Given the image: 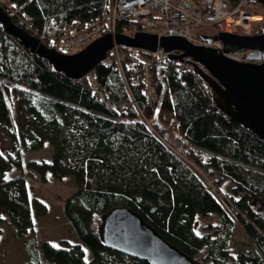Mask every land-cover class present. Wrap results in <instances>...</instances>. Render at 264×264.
<instances>
[{
    "label": "trees",
    "instance_id": "trees-1",
    "mask_svg": "<svg viewBox=\"0 0 264 264\" xmlns=\"http://www.w3.org/2000/svg\"><path fill=\"white\" fill-rule=\"evenodd\" d=\"M11 1L27 16L13 21L31 35L45 31L49 48L66 25L108 12V0ZM245 9L262 16L257 34H264V7L251 0ZM167 63L154 71L158 96L145 108V121L133 101L143 104L146 98L140 87L131 86L130 94L119 69L97 66L98 81L111 96L96 100L85 78L57 72L0 25V130L9 139L8 148L0 146V222L9 221L16 240L33 234L24 264H41L38 251L52 264H150L106 247L104 220L118 208L140 214L195 261L206 250L199 264H264V142L226 118L198 71L179 72L175 61ZM125 73L136 74L127 66ZM46 142L52 161L26 164L24 154ZM13 169L37 173L44 182L48 174L56 181L74 178L76 189L63 208L79 244L56 246L39 238L38 219L48 207L23 175L7 178ZM227 181L233 184L226 200L233 215L218 197ZM212 215L220 223L199 234L198 217ZM237 223L249 243L234 248Z\"/></svg>",
    "mask_w": 264,
    "mask_h": 264
},
{
    "label": "water",
    "instance_id": "water-1",
    "mask_svg": "<svg viewBox=\"0 0 264 264\" xmlns=\"http://www.w3.org/2000/svg\"><path fill=\"white\" fill-rule=\"evenodd\" d=\"M264 7V0H257ZM0 25L9 35L54 69L72 80L85 77L99 66L118 45L150 52L164 50L172 61L191 58L201 64L209 75L193 64L204 80L210 82L216 107L231 123L251 131L264 142V34L240 35L220 32L215 36L201 35L203 40L221 42L222 49L198 46L180 36L159 37L138 32L133 37L107 34L75 54H64L49 48L37 37L19 27L0 6ZM249 50L251 62H238L224 55L227 52ZM180 52V54H172ZM263 60L262 63L254 61ZM103 240L107 248L150 264H199L167 242L140 214L129 208L113 210L104 220Z\"/></svg>",
    "mask_w": 264,
    "mask_h": 264
},
{
    "label": "built area",
    "instance_id": "built-area-1",
    "mask_svg": "<svg viewBox=\"0 0 264 264\" xmlns=\"http://www.w3.org/2000/svg\"><path fill=\"white\" fill-rule=\"evenodd\" d=\"M250 2L251 0H108V12L103 18L89 20L83 25L79 22L66 25L62 34L51 40L50 48L64 54H75L107 34L133 37L136 33L142 32L159 37L180 36L194 45L222 49L224 46L221 42L209 43L203 40L201 35L215 36L220 32L256 35L258 24L263 18L255 15L252 10L245 9ZM0 6H3L11 17L21 20L26 16L11 0H0ZM121 21H126V24L119 27ZM119 28L120 33H118ZM34 34L45 40L47 38L45 31L42 33L36 31ZM252 53L254 52L249 50H239L224 55L238 62H251L247 57ZM172 54L176 55L180 52ZM167 55L170 54L162 49L150 52L119 45L115 46L100 64L119 69L131 95V86L140 87L146 103L140 104L134 100L133 104L144 119L145 108L158 96L154 71L169 67L167 63L169 57H164ZM174 61L179 72L185 69L196 72L193 64L203 69L201 64L191 58L184 59L191 62L189 64ZM254 62L262 63L263 60ZM126 66L136 74L127 78ZM96 68L83 78L87 81L93 97L105 101L111 96V92L106 85L98 81Z\"/></svg>",
    "mask_w": 264,
    "mask_h": 264
},
{
    "label": "rangeland",
    "instance_id": "rangeland-1",
    "mask_svg": "<svg viewBox=\"0 0 264 264\" xmlns=\"http://www.w3.org/2000/svg\"><path fill=\"white\" fill-rule=\"evenodd\" d=\"M1 7L4 8L3 6ZM254 7L255 6H251L252 10L254 9ZM32 35L37 37L43 44H45L44 38L38 37L36 36V34H32ZM200 70L203 71L205 74L209 75L204 67L203 69L200 68ZM13 114L14 116L18 115L15 109ZM141 118L146 121V119H144L142 116ZM169 131L171 132V130ZM170 135L172 134L170 133ZM171 142L174 143L175 141L171 140ZM0 146L4 149L9 147V139L1 130H0ZM173 149L176 151L178 156L183 158L181 154H179L178 150H176V147ZM52 159H53V148L49 142H46V144L41 150L34 152H27L24 154V160L26 164L30 161L51 162ZM21 175L27 178L31 183V185L33 186L34 196L38 200L45 203L48 207V212H49L48 215L44 218H40L37 223L39 238L44 241H50V243L56 246L59 245V243H61L64 240L72 241V239L75 238L76 234L74 233L71 224L69 223V221L67 220L64 214L63 204L66 201V199L76 189V182L74 178L66 177L62 181H56L51 177V175L48 174L47 181L44 182L37 173L29 172L27 169H25V171L13 169L10 172H8L7 178L11 179ZM208 186L209 188H211L210 183H208ZM232 188H233V184L230 181L225 182L221 187V191L223 193L222 196H218L217 192L212 189V191H214L213 193L216 196L220 197L221 203L231 214L234 209L230 205V203H227L228 201L226 200L232 197V192H231ZM219 223H220V219L219 216L217 215H212L206 218L199 216L197 232L199 234H203L204 229L207 225L209 224L217 225ZM0 232H1L0 264H23L27 257L25 256V245L29 240L32 239L33 234L30 233L26 238L22 240H16L14 237V229L7 219H4L3 222H0ZM248 243H249L248 239L246 238L241 227L237 223V226L234 231V239L232 246L236 248L238 245L246 246ZM85 249H86V260L91 261L93 259V255L88 248L85 247ZM38 252H39L38 254L40 257L39 259L41 260V264H52L43 257L40 251ZM205 256H206V250H204L200 255L197 256L196 261L199 263L203 262Z\"/></svg>",
    "mask_w": 264,
    "mask_h": 264
},
{
    "label": "crops",
    "instance_id": "crops-1",
    "mask_svg": "<svg viewBox=\"0 0 264 264\" xmlns=\"http://www.w3.org/2000/svg\"><path fill=\"white\" fill-rule=\"evenodd\" d=\"M49 213V212H48ZM48 215V214H47ZM46 217V216H45ZM44 218V217H43ZM39 220V219H38ZM73 231H74V229H73ZM74 233L76 234V232L74 231ZM64 241H68V242H70L71 244H79L80 243V239L78 238V236H77V234H76V236H75V238H73L72 239V241H70V240H64ZM50 242V241H49ZM60 244L61 243H59V245H57V246H60ZM25 256H26V253H25ZM26 260H27V257H26ZM26 260H25V262H26ZM24 262V263H25ZM23 263V264H24Z\"/></svg>",
    "mask_w": 264,
    "mask_h": 264
}]
</instances>
